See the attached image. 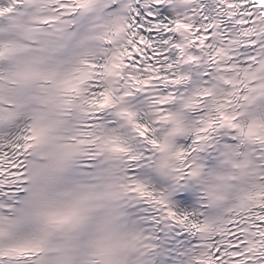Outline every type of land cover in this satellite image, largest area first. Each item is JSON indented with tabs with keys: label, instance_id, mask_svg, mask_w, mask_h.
I'll return each instance as SVG.
<instances>
[{
	"label": "snow or ice",
	"instance_id": "snow-or-ice-1",
	"mask_svg": "<svg viewBox=\"0 0 264 264\" xmlns=\"http://www.w3.org/2000/svg\"><path fill=\"white\" fill-rule=\"evenodd\" d=\"M0 264H264V0H0Z\"/></svg>",
	"mask_w": 264,
	"mask_h": 264
}]
</instances>
